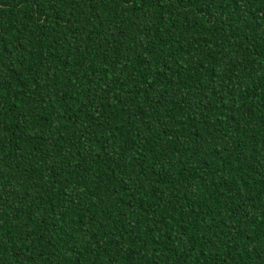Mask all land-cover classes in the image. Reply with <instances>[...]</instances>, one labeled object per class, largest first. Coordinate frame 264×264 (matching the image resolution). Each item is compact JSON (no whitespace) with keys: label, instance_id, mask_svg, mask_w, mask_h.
Instances as JSON below:
<instances>
[{"label":"trees","instance_id":"1","mask_svg":"<svg viewBox=\"0 0 264 264\" xmlns=\"http://www.w3.org/2000/svg\"><path fill=\"white\" fill-rule=\"evenodd\" d=\"M0 264H264V0H0Z\"/></svg>","mask_w":264,"mask_h":264}]
</instances>
